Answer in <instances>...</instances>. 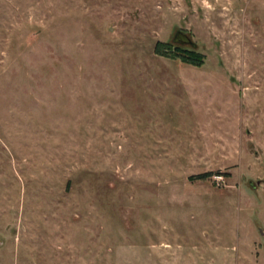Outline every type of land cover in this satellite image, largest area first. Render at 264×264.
<instances>
[{
    "label": "rangeland",
    "instance_id": "374dc122",
    "mask_svg": "<svg viewBox=\"0 0 264 264\" xmlns=\"http://www.w3.org/2000/svg\"><path fill=\"white\" fill-rule=\"evenodd\" d=\"M0 264H264V0H0Z\"/></svg>",
    "mask_w": 264,
    "mask_h": 264
},
{
    "label": "trees",
    "instance_id": "16d2710c",
    "mask_svg": "<svg viewBox=\"0 0 264 264\" xmlns=\"http://www.w3.org/2000/svg\"><path fill=\"white\" fill-rule=\"evenodd\" d=\"M165 47H166L167 50H170L172 48L170 45L156 44L155 47H154V52L158 53L159 48H165ZM173 50H177L179 52H183V50H180V48L176 47V46L173 47ZM185 53L189 56L188 59L190 60V62L200 63L201 56L195 54L194 52H185ZM182 60L184 61V59H182ZM202 178H203V176H198L196 179H202Z\"/></svg>",
    "mask_w": 264,
    "mask_h": 264
},
{
    "label": "water",
    "instance_id": "95a60500",
    "mask_svg": "<svg viewBox=\"0 0 264 264\" xmlns=\"http://www.w3.org/2000/svg\"><path fill=\"white\" fill-rule=\"evenodd\" d=\"M178 33L179 31L173 35L172 42L174 44L179 43V44L187 45V46H190L191 48H194V44L189 40L188 37L182 34H178ZM249 184L251 185V182H249ZM256 185H259V182H256Z\"/></svg>",
    "mask_w": 264,
    "mask_h": 264
},
{
    "label": "flooded vegetation",
    "instance_id": "af4514ba",
    "mask_svg": "<svg viewBox=\"0 0 264 264\" xmlns=\"http://www.w3.org/2000/svg\"><path fill=\"white\" fill-rule=\"evenodd\" d=\"M175 33H176V32H175ZM178 34H182V35L186 36V35H185L183 32H180V31H179V33H178ZM186 37H187V36H186Z\"/></svg>",
    "mask_w": 264,
    "mask_h": 264
}]
</instances>
